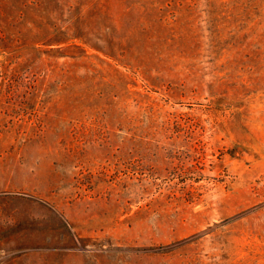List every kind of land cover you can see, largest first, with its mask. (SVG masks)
<instances>
[{
  "label": "rangeland",
  "instance_id": "rangeland-1",
  "mask_svg": "<svg viewBox=\"0 0 264 264\" xmlns=\"http://www.w3.org/2000/svg\"><path fill=\"white\" fill-rule=\"evenodd\" d=\"M0 264H264V0H0Z\"/></svg>",
  "mask_w": 264,
  "mask_h": 264
}]
</instances>
